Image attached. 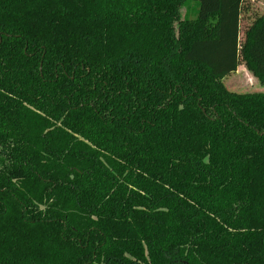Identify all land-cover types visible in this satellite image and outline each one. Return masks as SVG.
<instances>
[{"label":"trees","instance_id":"trees-1","mask_svg":"<svg viewBox=\"0 0 264 264\" xmlns=\"http://www.w3.org/2000/svg\"><path fill=\"white\" fill-rule=\"evenodd\" d=\"M244 3L0 0V264H264Z\"/></svg>","mask_w":264,"mask_h":264},{"label":"rangeland","instance_id":"rangeland-1","mask_svg":"<svg viewBox=\"0 0 264 264\" xmlns=\"http://www.w3.org/2000/svg\"><path fill=\"white\" fill-rule=\"evenodd\" d=\"M196 3L191 2L181 10L183 18L188 17L192 19L195 17ZM256 13V12H255ZM260 16V10L257 14ZM244 25V24H243ZM241 37L244 38V29L241 31ZM223 83L225 87L235 93H258L264 92V83H261L254 77L251 71L248 70L244 62L238 67L237 72L227 76Z\"/></svg>","mask_w":264,"mask_h":264},{"label":"crops","instance_id":"crops-1","mask_svg":"<svg viewBox=\"0 0 264 264\" xmlns=\"http://www.w3.org/2000/svg\"><path fill=\"white\" fill-rule=\"evenodd\" d=\"M243 7L244 10L241 16L240 26L241 31L244 29L245 33V31L253 26L257 18L264 16V0H245ZM259 10L260 16L255 15L259 12Z\"/></svg>","mask_w":264,"mask_h":264}]
</instances>
